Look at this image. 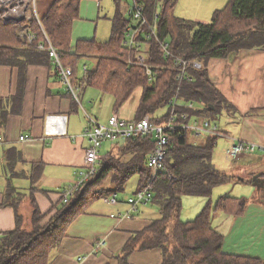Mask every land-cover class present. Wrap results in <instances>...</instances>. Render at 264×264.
<instances>
[{
    "label": "trees",
    "instance_id": "1",
    "mask_svg": "<svg viewBox=\"0 0 264 264\" xmlns=\"http://www.w3.org/2000/svg\"><path fill=\"white\" fill-rule=\"evenodd\" d=\"M177 1L138 0L147 22L152 23L155 12H159L158 38L146 39L148 28L145 25L136 35V40H144L148 50L147 64L154 74L152 79L148 78L143 65L133 61L138 46L129 48L123 45L128 26L137 25L140 19L128 15L127 8L123 12L120 2H117L106 42L77 40L74 47L71 44V25L79 15L80 0H53L38 19L32 16L18 22H4V9L0 8V65L19 70L16 92L10 97L0 96V124L8 115L21 112L24 73L29 64L48 61L57 76L47 51L37 47L39 42L45 41V35L59 52L62 63L72 69L73 85L92 86L112 94L113 112L140 87L141 96L134 120L149 115L152 122L162 123L169 114V101L175 95L178 100L176 110L189 118H207L215 122L222 112L233 114L231 104L212 84L207 64L212 58L226 59L242 49L264 50V0H226L224 7L213 11L208 22L175 15ZM27 27L36 35L33 43H27L19 35ZM160 42H166L171 52L185 59L201 62L199 69L188 68L186 76L191 80L185 77L182 81L177 79L178 70L164 55ZM82 58L92 59L93 66L84 67V75L77 79L76 72ZM163 108H166L165 114L157 115ZM216 140V137L199 136L191 131H176L171 135L164 160L165 170L152 184L150 203L158 206L159 217L146 229L133 234L118 256L107 264H128V257L134 250L150 248L161 250V264H264L260 257L224 252V236L211 223L216 212L231 216L243 214L248 201L230 195L212 199L215 186L237 180L213 165L211 155ZM154 143L152 136L117 141L116 152H109L97 175L82 184L67 202L59 197V202L53 205V213L41 212L32 200L30 224L26 227L18 213L17 199L20 196H14L15 189L8 187L3 204L15 209V227L0 232V264H49L50 251L64 237L72 220L86 207L122 191L133 174L138 176L136 190L145 186L151 176L147 155L153 150ZM6 157L10 171L18 154L8 150ZM37 166L40 170L41 166ZM183 196L205 199L193 219L180 218Z\"/></svg>",
    "mask_w": 264,
    "mask_h": 264
},
{
    "label": "crops",
    "instance_id": "2",
    "mask_svg": "<svg viewBox=\"0 0 264 264\" xmlns=\"http://www.w3.org/2000/svg\"><path fill=\"white\" fill-rule=\"evenodd\" d=\"M52 1L37 0L38 15L44 14ZM101 1L80 0L79 15L71 25L72 47L77 40L94 39L106 42L110 36L117 2H120V9L126 12L121 0H110L111 5H102ZM184 2L185 8L178 9L179 12L176 10V15L201 22H208L213 11L226 4V0H181L180 5ZM103 18L110 22L109 34L98 40V20ZM84 67L88 66L83 64L79 73L77 70V79L84 75ZM207 71L212 84L234 109L233 114L225 112L226 125L219 126L220 129L235 139L264 143V50L242 49L226 59L212 58L208 61ZM18 80V68L0 65V96L13 95ZM23 83L20 114H10L0 124V232L15 227V209L3 204L4 193L10 186L15 189L13 195L20 196L17 206L24 227L30 224L32 200L43 213L51 214L55 211L53 205L59 202L61 190L76 181L77 172L83 165L88 140L81 137V134L88 124V116L106 123L114 111V97L108 93L112 96L110 112L108 110L104 114L97 113L102 118L88 112L86 118L82 117L79 108L81 99L80 102H75L77 100L68 94L48 61L45 64H29ZM75 87L83 95L82 99L85 93L88 94L86 104L89 107L95 105V101L102 103L105 92L82 84ZM89 87L100 93L88 89ZM132 94L115 111L121 118L135 119L141 88L137 97H132ZM22 135L27 138L21 140ZM116 142L117 140L103 142L99 152L102 158L105 159L109 152H116ZM224 142L231 145L233 140L225 137ZM8 150L18 154L10 171L6 160ZM211 159L218 170L237 178L228 184L244 183L254 186L251 194L247 189V197L235 196L248 199L243 214L231 216L216 212L212 216V225L224 236L223 251L264 259V151L241 155L227 165L225 161L214 157L212 150ZM37 164L41 166L40 170ZM137 185L127 197L136 192ZM219 186L213 188L212 199L215 190L217 193L225 191L218 194L219 196L230 195L227 194L228 189H219L222 188ZM254 193L259 194L253 196ZM126 198L119 197L121 202L117 205L98 199L100 201L96 200L86 207L83 213L72 220L64 237L50 251L49 264H107L113 257L118 256L133 234L146 229L159 217V208L155 203L139 205L128 216H122L129 210L124 203ZM196 198L201 199L195 202V216L205 203L203 197ZM192 217L190 218L193 219ZM161 263L159 248L134 250L128 257V264Z\"/></svg>",
    "mask_w": 264,
    "mask_h": 264
},
{
    "label": "built area",
    "instance_id": "3",
    "mask_svg": "<svg viewBox=\"0 0 264 264\" xmlns=\"http://www.w3.org/2000/svg\"><path fill=\"white\" fill-rule=\"evenodd\" d=\"M35 2L36 0H0V8L4 9L2 15L3 21L18 22L21 20H29L32 16H35L38 19L39 15L35 8ZM127 14L139 18L140 22L137 25L130 24L128 26L123 45L129 48L134 47L135 45L138 46L139 50L133 61L143 65L148 78L152 79L154 74L151 67L147 64L149 59L148 50L145 48L144 40L137 41L136 35L138 30H140L139 28L145 25L148 28V31L145 32V38H158L157 19L159 17V12H155L152 23L147 22L143 15L142 5L138 0H132V4L127 6ZM19 35L23 39H26L27 43H33L36 39V35L30 30V27L20 31ZM160 45L163 48L164 55L169 57L176 66L178 70L177 79L179 81H182L184 77L191 80L190 77L186 76L189 67L195 69L201 68L202 64L198 60H188L171 52L168 49V44L166 42H160ZM37 47L47 51L55 71L57 72L58 79L65 88L72 93V96L77 102H79L76 94L77 87L72 83V69L62 63L59 52L46 35L45 41L39 42ZM177 105L178 100L177 95H175L169 101V114L162 123L152 122L149 115H145L138 120H128L121 118L116 112H113L108 117L106 123H99L95 118L88 116V124L81 134V137L88 140V146L84 153L83 165L77 172L76 181L73 184L65 186L61 190L60 197L62 201L67 202L82 184L97 175L100 164L104 160L99 152L105 141H115L118 139L138 136H152L155 141L153 150L147 157V166L151 171V176L143 188L136 190L133 195L126 198L124 203L128 205L129 210L124 212L122 216H128L129 212L137 209L139 205L150 203L153 195L152 184L155 181L156 176L165 170L164 160L166 151L171 142L170 137L176 131H180L181 133L191 131L199 136L206 135L216 138H231L233 142L226 150V153L231 156L232 159H236L241 155L252 154L257 151H264V143L232 138L222 131L216 122L207 118L202 120H199L196 117L189 118L187 114L180 113L176 110ZM189 105H192V103ZM25 138H27V136H20L21 140ZM102 200L112 205H117L121 202L116 194H112ZM111 216H114V214H111Z\"/></svg>",
    "mask_w": 264,
    "mask_h": 264
},
{
    "label": "rangeland",
    "instance_id": "4",
    "mask_svg": "<svg viewBox=\"0 0 264 264\" xmlns=\"http://www.w3.org/2000/svg\"><path fill=\"white\" fill-rule=\"evenodd\" d=\"M111 2H112V0H111ZM111 2H110V0H102L101 4L104 5L105 3H108L109 5H111ZM35 3L37 4V2H35ZM180 3H181V0H179L178 4L176 3L177 8L174 10L175 15H176V10H177V12H179L178 9L181 10V9L185 8V2L182 5H180ZM187 3H188V5L191 6L190 2H187ZM131 4H132V0H121V5H122L123 9H126L127 6H129ZM35 8H36V6H35ZM109 25H110V22L107 19L103 18V19L98 20V29H97L98 40H101L100 38H103L104 36H107L109 34ZM79 64L80 65L78 66V73L80 72L83 64H86L89 68L92 67L93 61L89 58H82L80 60ZM88 89L98 92V90H95L91 87H89ZM98 93H100V92H98ZM139 93H140V88L135 89V91L132 94V97H134V98L137 97L139 95ZM76 94L78 95L77 97H79L78 99H81V103L79 105V108H80V113H81L80 115L82 117H85L86 113L88 112L89 114H92L93 116H96L98 118H102L97 113L104 114L108 110L110 112L111 102H112V96L110 94L105 93L104 98L102 100V103L99 104V102L95 101L94 102L95 105H93L92 107H89L86 104V103H88V102H86L88 99L87 93H85L84 99H82L83 95H81V93L79 91L76 90ZM165 112H166V108H163L157 112V115H164ZM88 113H87V115H88ZM225 116H226L225 112L221 113L218 116L216 123L219 126L226 125L225 124V119H226ZM100 120L104 121L102 119H100ZM99 123H101V122H99ZM120 140H122V139H118L117 141L120 142ZM229 146H230V144L228 145L226 142H224V138L219 137V138H217L216 144H215L214 149H213L214 157H218L221 161H225L227 163V165H229L230 162H232V157L227 155V153H226V150L229 148ZM136 185H137V175L133 174L126 181V183L124 185V189L122 191L117 192V196L119 195V197H122L125 199L129 194L132 193V191L135 189ZM219 187H222L219 189H225V188L228 189L227 194H230L233 196L242 195L245 197L248 196V195H246L247 189L250 190L249 194H251L252 190L254 188V186H252V185L248 186V185H245L244 183H242V184L238 183V184H233V185L226 183L223 185L221 184ZM216 191L217 190H215L213 193V199L217 198L219 196L218 194H222L223 192H225V191H221V193H217ZM257 194H259V193H254L253 196H255ZM197 199H201V198H196L194 196H183L182 197V206H181V210H180L181 211L180 212L181 213V216H180L181 219L188 220L187 218L195 216L194 215V214H196L195 213L196 212L195 202ZM98 201H100V200H98ZM200 210L201 209H199V211Z\"/></svg>",
    "mask_w": 264,
    "mask_h": 264
}]
</instances>
